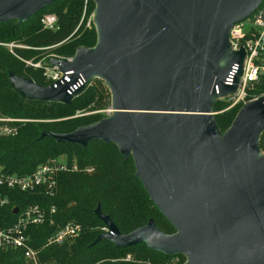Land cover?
<instances>
[{"label": "water", "instance_id": "obj_1", "mask_svg": "<svg viewBox=\"0 0 264 264\" xmlns=\"http://www.w3.org/2000/svg\"><path fill=\"white\" fill-rule=\"evenodd\" d=\"M56 1L0 0V22L23 23ZM94 1L96 45L79 47L71 61H52L73 71L72 83L104 79L114 115L45 134L82 146L116 143L124 157H133L135 175L176 230L165 233L151 219L123 234L97 208L108 230L95 242L146 243L166 255H186L184 264H264V97L245 104L224 133L213 112L216 98L234 89L225 81L243 56L228 54L232 26L263 0ZM14 81L31 98H73L64 78L56 87Z\"/></svg>", "mask_w": 264, "mask_h": 264}, {"label": "trees", "instance_id": "obj_2", "mask_svg": "<svg viewBox=\"0 0 264 264\" xmlns=\"http://www.w3.org/2000/svg\"><path fill=\"white\" fill-rule=\"evenodd\" d=\"M94 0H57L45 10L31 16L27 21L0 22V42L17 41L40 48L57 45V57L74 56L79 47H94L98 34L92 22ZM53 13L58 18L57 30L44 28L41 18ZM90 20V25L88 21ZM44 50L16 48L25 59L42 57ZM47 50L45 54H47ZM43 69L26 65L3 45H0V116L29 119L18 124L15 136L0 138V166L12 174L27 175L42 163L67 155L69 165L77 164L81 170L62 172L53 196L43 188L22 191L4 188L9 203L1 209V219L9 226L16 221L18 213L30 205L39 204L56 211L40 224H32L27 230L30 245L39 250L40 259L48 264H163L170 256L150 248L146 243L129 247H117L112 241L97 236L104 232L106 224L96 209L108 215L120 232L127 234L153 220L163 232L176 230L160 212L140 179L131 155L124 157L114 142L90 141L85 146L58 141L45 132L69 133L104 119L96 112L78 115L77 112L98 110L111 97V91L97 80L89 84L71 102L46 101L31 98L15 88L12 76L25 77L42 85H49ZM45 77V78H44ZM264 92V80L253 92ZM224 100L213 102L214 119L221 133L232 125L240 106L226 109ZM223 110V111H221ZM259 148L264 153V131ZM85 168H92L86 172ZM53 220V222H52ZM80 224V234L61 243H48L51 235L65 224ZM183 255V254H180ZM129 256V257H128ZM0 264H27L20 249L0 251Z\"/></svg>", "mask_w": 264, "mask_h": 264}, {"label": "built area", "instance_id": "obj_3", "mask_svg": "<svg viewBox=\"0 0 264 264\" xmlns=\"http://www.w3.org/2000/svg\"><path fill=\"white\" fill-rule=\"evenodd\" d=\"M253 14V17H251V14L250 17L234 23L230 32L228 54L232 55L243 52V56L240 62L234 63L231 66L225 81L226 84H235L234 89L216 98V100L226 101L227 110L236 106H240L241 109L245 104L264 97V92L261 95H255L253 93L264 80V0ZM91 20L94 23V14ZM41 21L44 24V28L53 31L59 28L58 18L53 13H44ZM87 24L90 25V20ZM0 45L5 46L10 53L25 62L26 65L43 69L44 75L51 80L49 85L56 87L57 83L64 78L65 82L71 84L68 92L72 97L76 95V91L83 90L89 84V81H85L82 77L77 82L72 83L69 74L73 71L65 73L52 61L53 59L71 61L74 59V56L54 57L48 62H44L46 57L45 51L48 47L35 48L14 41L7 43L0 42ZM16 48L44 50L41 53L43 58L38 61L34 58L25 59L16 53ZM227 61L228 58L222 60L221 64L225 65ZM23 121H29V119L0 116V138L15 136L18 133V124ZM77 170H79L77 164L69 165L67 159L63 158L51 159L42 163L34 172L27 175L8 173L0 166V213L1 209L9 203V196L3 192L4 188H17L22 191H34L37 188H43L47 194L53 196L58 187L60 174L62 172ZM55 211L54 206L48 212L45 207L39 204L30 205L21 212L18 209L17 213L19 215L16 221L9 226L2 223L0 216V251L20 249L24 252L27 264H48L41 261L39 250L30 245L27 230L32 224L45 222L50 214ZM81 230L82 226L80 224L69 222L60 227L56 235L48 243H61L65 240L75 238L80 234Z\"/></svg>", "mask_w": 264, "mask_h": 264}, {"label": "rangeland", "instance_id": "obj_4", "mask_svg": "<svg viewBox=\"0 0 264 264\" xmlns=\"http://www.w3.org/2000/svg\"><path fill=\"white\" fill-rule=\"evenodd\" d=\"M95 8H96V5H95ZM46 9V8H45ZM44 9V10H45ZM95 10V9H94ZM93 14H94V12H93ZM253 15L254 14H252V16L251 17H253ZM15 42V41H14ZM17 42V41H16ZM21 43V42H20ZM57 45H50V46H48V48H47V54H46V57H45V60H44V62H48L50 59H52V58H54V57H57V53H55L53 50H54V48L56 47ZM45 47H47V46H45ZM77 52V51H76ZM76 54V53H75ZM74 54V55H75ZM42 55V54H41ZM43 56V55H42ZM61 57H63V56H61ZM41 58H43V57H39V59L38 60H40ZM37 60V61H38ZM43 74H44V72H43ZM45 76V75H44ZM46 77V76H45ZM44 77V78H45ZM17 78H19L18 76H15V75H13L12 76V83L14 84V86H15V81H14V79H16L17 80ZM97 80L98 81H100V82H102V84L105 86V87H107V88H109L110 89V87L108 86V84H107V82L104 80V79H102V78H99V77H94V78H92L91 80H89V86H91V85H96L97 84ZM42 85V84H41ZM16 88V87H15ZM111 91V90H110ZM112 104H113V102H112V95H111V97L110 98H106V100H105V103L103 104V106H101L98 110H96V111H91V112H88V111H85V110H81V111H78L77 112V114L78 115H83V114H90V113H96V112H99V113H101V114H103L104 115V117L105 118H107V117H111V116H113L114 115V110H113V108H112ZM264 131V130H263ZM262 153V152H261ZM57 158H63V159H67L68 157H67V155L66 154H61L60 156H58ZM79 167V166H78ZM79 170H81V168H79ZM83 170H85L86 172H91V170H92V168H85V169H83ZM15 208H17V207H15ZM14 208V209H15ZM103 230L104 231H106L107 230V226L106 227H104L103 228ZM56 235V233L55 234H53V235H51V237L49 238V240L50 239H52L54 236ZM170 257L163 263V264H184L186 261H187V257H186V255H180V254H175V255H169ZM129 257V256H128Z\"/></svg>", "mask_w": 264, "mask_h": 264}]
</instances>
